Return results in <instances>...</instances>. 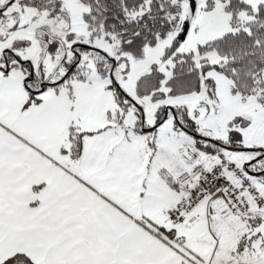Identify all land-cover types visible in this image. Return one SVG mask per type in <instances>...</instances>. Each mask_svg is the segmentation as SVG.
Instances as JSON below:
<instances>
[{
	"label": "snow or ice",
	"instance_id": "1",
	"mask_svg": "<svg viewBox=\"0 0 264 264\" xmlns=\"http://www.w3.org/2000/svg\"><path fill=\"white\" fill-rule=\"evenodd\" d=\"M0 264H264V0H0Z\"/></svg>",
	"mask_w": 264,
	"mask_h": 264
}]
</instances>
